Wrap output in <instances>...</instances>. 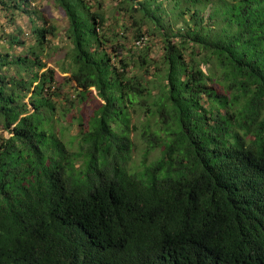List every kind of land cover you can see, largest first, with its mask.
<instances>
[{"label":"trees","instance_id":"16d2710c","mask_svg":"<svg viewBox=\"0 0 264 264\" xmlns=\"http://www.w3.org/2000/svg\"><path fill=\"white\" fill-rule=\"evenodd\" d=\"M50 1L71 47L62 81L43 59L59 29L33 0H0L34 37L0 53V264H264V0H113L131 49L102 3ZM65 99L91 108L73 118L78 151L56 131Z\"/></svg>","mask_w":264,"mask_h":264},{"label":"rangeland","instance_id":"374dc122","mask_svg":"<svg viewBox=\"0 0 264 264\" xmlns=\"http://www.w3.org/2000/svg\"><path fill=\"white\" fill-rule=\"evenodd\" d=\"M33 1L35 2V10L39 13L42 12L49 18L50 22L59 29L57 37L50 39L49 45L46 46L43 53V59L44 62L56 69L59 80L62 81L66 76L63 73V68H68L70 63L66 60V54L71 48L65 37L67 21L60 15L59 11L53 6V3L50 0ZM92 2L96 7H98L97 2L102 3L103 11L108 18L109 28L113 33L118 34V41L122 42L127 49H131L134 42L132 33L134 30L129 19L118 10L113 0H92ZM127 28H129V30L127 32H123L126 31ZM30 32L31 23L28 17L17 16L12 22L10 21V18L6 16V13H1L0 11V53L6 54L9 52L17 56L25 54L29 51L30 47L34 46V37H32V34L30 36L27 35V33L29 34ZM12 36L18 37L21 42H25V46H11ZM148 46L150 47V57L154 60H159L162 56L160 47L155 45L154 42L151 44L149 43ZM12 74H14V71H12ZM148 79L150 80L151 76H149ZM66 93L67 89L64 91V94ZM66 102V99L64 101L57 100L58 112H56L54 117L56 131L71 151H78L79 126L73 118L75 115L78 116L80 113H91V111H89L91 108L87 106L79 107L77 103L69 106ZM134 109L135 110L131 111L133 128L131 138L134 144L131 167L134 171H139L143 168V159L147 147L141 135V130L143 125L148 124V118L145 110L140 109L139 106H136ZM134 127H136L137 130H134ZM160 156V151L152 153L148 158V164L156 161Z\"/></svg>","mask_w":264,"mask_h":264},{"label":"built area","instance_id":"2783aa9c","mask_svg":"<svg viewBox=\"0 0 264 264\" xmlns=\"http://www.w3.org/2000/svg\"><path fill=\"white\" fill-rule=\"evenodd\" d=\"M137 46L141 47L143 45V40L136 42Z\"/></svg>","mask_w":264,"mask_h":264}]
</instances>
